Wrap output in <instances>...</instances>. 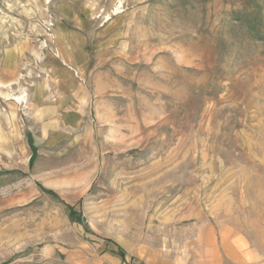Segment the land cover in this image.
<instances>
[{
  "label": "rangeland",
  "instance_id": "374dc122",
  "mask_svg": "<svg viewBox=\"0 0 264 264\" xmlns=\"http://www.w3.org/2000/svg\"><path fill=\"white\" fill-rule=\"evenodd\" d=\"M200 245L264 264V0H0V264Z\"/></svg>",
  "mask_w": 264,
  "mask_h": 264
},
{
  "label": "crops",
  "instance_id": "0c3cea01",
  "mask_svg": "<svg viewBox=\"0 0 264 264\" xmlns=\"http://www.w3.org/2000/svg\"><path fill=\"white\" fill-rule=\"evenodd\" d=\"M214 250V254H216L215 258L212 260L210 256L211 252ZM195 251L202 255L201 258H195L190 264H224L222 259H218L216 249L212 247H208L207 245H200L195 247ZM205 258V259H204Z\"/></svg>",
  "mask_w": 264,
  "mask_h": 264
}]
</instances>
